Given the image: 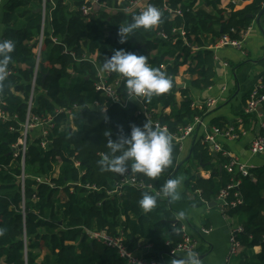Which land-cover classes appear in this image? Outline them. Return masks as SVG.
<instances>
[{"label": "trees", "instance_id": "1", "mask_svg": "<svg viewBox=\"0 0 264 264\" xmlns=\"http://www.w3.org/2000/svg\"><path fill=\"white\" fill-rule=\"evenodd\" d=\"M71 1L76 9L84 2ZM165 1L171 9L180 7L182 16H172L163 10L164 0H155L153 6L162 13L157 28L138 30L120 44L119 27L138 13L99 12L87 21L77 10L70 13L65 0H48V29L44 30L30 113L43 126L28 135L25 166L29 178L24 192L18 185L21 158L15 157V146L22 139L30 109L43 31L42 15L37 11L43 0H10L6 4L0 41L12 40L15 49L7 78L0 82V102L8 114V120L0 122V262L128 264L118 249L92 239L87 231L123 237L131 253L139 248L140 240H147L154 250L169 254L183 241L177 201L169 202L161 196L156 207L145 212L139 200L145 192L156 195L167 180L185 172V189L195 199L184 197L183 201L193 207L217 203L233 228L242 227L236 235L242 250L233 264H264V166L251 169L250 176L242 178L229 206L219 204L218 195L234 178L224 169L230 158L214 153L200 138L194 140L186 161L180 162L181 143L177 139L204 115L194 108L190 89H180L176 82L181 68L188 66L191 88H211L216 76L215 48L224 36L242 40L262 14L264 0H251L241 10L236 5L222 9L220 0H215L208 2L213 11L196 7L194 0ZM120 49L147 57L151 67L171 79L172 87L151 99L131 101L124 81L110 73L109 83L115 86L120 99L110 101L97 85L104 59ZM86 54H98L96 64L83 61ZM178 94L182 96L180 103ZM69 110L74 111L68 115ZM253 117L243 116L241 126L247 128L255 121ZM145 123L165 128L170 134L171 165L155 179L131 171L123 176L102 171L99 161L103 155H111L109 138L115 141L120 135H129L132 126L143 127ZM213 125L221 130L240 126L238 122L230 125L223 120L214 121ZM260 137L264 138V129ZM193 168L210 172V179L192 175ZM126 176L136 177L153 189L127 186L110 194ZM235 193L241 203L233 207ZM257 247L261 248L259 254L254 252Z\"/></svg>", "mask_w": 264, "mask_h": 264}, {"label": "crops", "instance_id": "2", "mask_svg": "<svg viewBox=\"0 0 264 264\" xmlns=\"http://www.w3.org/2000/svg\"><path fill=\"white\" fill-rule=\"evenodd\" d=\"M10 0H0V39L3 35L2 16L6 4ZM188 1V0H184ZM196 7H204L207 11H213L208 2L215 0H194ZM70 8V13L76 10L75 4L71 0H65ZM251 0H236V9H244ZM220 7H226V3L220 0ZM157 28V27H156ZM154 28V29H156ZM244 46L242 49L232 47L215 48V81L214 85L205 91H196L189 86L190 77L187 75L188 66L181 68L180 76L176 79L180 89L189 88L190 98L193 100L195 109L204 115V127L196 130L193 137L185 138L181 143L180 162L186 161L189 157L195 139L203 138L206 133H210L215 127L214 121L223 120L230 125L238 122L245 116L246 99L252 90L264 81V15L260 24L256 22L245 33ZM97 59L98 54H93ZM181 94L177 95L178 102H182ZM214 102L209 105L208 102ZM255 121L251 122L247 128L242 127L243 133L239 140H230L224 137L219 138L224 153L228 158H237L241 163L248 165L252 169L264 166V154L253 155L251 144L253 140L261 135V123H264V111L258 112L254 116ZM187 168L189 165L186 166ZM185 167V169H186ZM192 175H198L203 179H210L211 173L193 168ZM58 175V171H57ZM187 175L182 173L179 189L180 199L177 200V220L181 227H187L189 236L195 244L196 254L200 259V264H226L230 248V225L222 215L217 203L214 206H189L183 201L184 197L194 200L195 197L185 189ZM202 229H210L212 232L201 235ZM183 239V236H182ZM256 254L261 252V248L254 249ZM163 254L160 258V254ZM135 258L143 260H159L164 264H171L173 259H183L186 252H158L154 250L147 240H140L139 248L133 252ZM0 264H5L1 261Z\"/></svg>", "mask_w": 264, "mask_h": 264}, {"label": "built area", "instance_id": "3", "mask_svg": "<svg viewBox=\"0 0 264 264\" xmlns=\"http://www.w3.org/2000/svg\"><path fill=\"white\" fill-rule=\"evenodd\" d=\"M83 4L80 8L76 10L81 13L82 17H84L87 21H90L92 17L98 16L99 12L107 13L108 15H116V14H133L139 13L142 11L147 5H153L155 0H112L105 1V0H83ZM241 1V0H240ZM222 2L226 3V7L223 9L228 8L230 5H236V0H222ZM48 0H43L41 6V15H42V26L43 31L39 40V47L37 50V61H36V68H35V78L32 83V93L30 99V109L28 112L27 122L24 125V131L22 133V139L19 141V144L16 145V154L15 157L21 158V176L18 177V182H20V186L22 191L25 190L26 180L29 176L26 174V166H25V159L27 156V139L28 135L33 132L34 129L42 127L41 124L37 119L31 117V106L33 102V98L35 96V88H36V78L39 72V65H40V56H41V45L43 44L44 40V25H46V21L48 19V12H47V5ZM221 4V3H220ZM163 10L168 11L172 16L181 17L182 11L180 7L176 9H171L169 4L166 3L164 0ZM177 33V30H175ZM162 39H166L164 35L159 34ZM180 35L183 37V31L180 32ZM246 34H243L242 40H232L228 36H224L220 43L218 44L219 47H232L236 49H242L244 46V37ZM56 42V40H55ZM83 61L90 62L92 64H96L97 59L92 54H86L82 58ZM101 78L97 85L98 90H101L104 95L112 102H119L120 99L118 97L116 88L113 84L109 83L110 73H105L100 71ZM209 105H213L214 102H208ZM259 108H262L264 111V94H263V80L252 90L250 93L249 99L246 102V109L245 114L250 116H257ZM103 111L106 109L101 107ZM74 110L66 111L68 115L72 114ZM8 120V114L3 110V103L0 102V122H5ZM240 125L237 129L234 127H228L227 129L221 130L218 127H213L210 133H206L203 136L204 143L210 145L212 151L216 154L224 153L223 147L221 143L218 141L219 138L224 137L230 140H239L243 133L242 130V120L238 121ZM200 127H204V122L202 119H196L193 124L188 126L185 130H183L182 135L177 141L182 143V141L187 137H193L196 130ZM165 129V128H164ZM261 129H264V123H261ZM47 133H44L46 136ZM196 140V139H195ZM43 147H47L46 143L42 144ZM251 152L253 155H261L264 154V138L263 137H256L252 144H251ZM226 156V154H224ZM224 169L231 175H233V179L231 180V184L226 188L223 189L220 194L218 195L217 202L224 206H229V199L231 198L235 189L239 187L241 184V180L244 177L250 176L251 167L246 164L241 163L237 158H230V161L224 166ZM40 182L41 179H38ZM131 187L137 190H152V186H147L145 183L139 181L136 177L126 176L124 179L121 180L120 183H116V188L110 194L118 193L124 187ZM234 197L237 199L235 202H232L231 205L235 207L237 204L241 203L240 197L238 193L234 194ZM222 215L224 218L229 222L231 226V222L221 210ZM212 231L210 229H202L201 235L207 236ZM242 232V227H230V248L228 252V256L226 258V264H233L234 259H236L239 254L241 253L242 246L240 242L237 240V234ZM179 233L183 236V241L177 245V247L172 251L173 254L176 252H195V244L192 241V238L189 236L188 228L181 227ZM87 234L94 240L104 243L108 247L118 249L120 255L123 258L128 260V264H164L161 263L159 260H143L135 258L134 254L129 252L128 249L124 245L123 237H112L107 233H99V232H90L87 231ZM196 253V252H195ZM198 255V254H197Z\"/></svg>", "mask_w": 264, "mask_h": 264}, {"label": "clouds", "instance_id": "4", "mask_svg": "<svg viewBox=\"0 0 264 264\" xmlns=\"http://www.w3.org/2000/svg\"><path fill=\"white\" fill-rule=\"evenodd\" d=\"M162 18L161 11L149 4L138 14H133L131 21L119 27V43L124 44L138 30L156 28ZM15 43L12 40L0 41V82L8 75L9 64ZM105 73H114L124 81L126 95L131 101L140 98L151 99L166 93L172 87L171 79L160 70L151 67L147 57L115 50L110 58H105L101 67ZM107 147L111 155H103L99 161L102 171H109L121 176L129 173L143 174L148 178L159 177L163 170L172 163V139L166 129L153 127L145 123L143 127L132 126L129 135H120L115 141L109 138ZM181 180H167L156 195L143 193L139 206L150 212L157 205L159 197L169 202L180 199ZM183 216V213H180ZM171 264H200L195 252H189L183 259H173Z\"/></svg>", "mask_w": 264, "mask_h": 264}, {"label": "water", "instance_id": "5", "mask_svg": "<svg viewBox=\"0 0 264 264\" xmlns=\"http://www.w3.org/2000/svg\"><path fill=\"white\" fill-rule=\"evenodd\" d=\"M41 11H42V9H39V10L37 11V13L40 14ZM263 15H264V10H263L262 14L259 16V18L256 20V23H257V24H260V20H261V18H262ZM262 111H263V109H262V108H259L258 112H262ZM20 184H21V183L18 182V185H20ZM214 205H215L214 202H212V203L210 204L211 207L214 206ZM162 255H163V254L161 253V254H160V258L162 257Z\"/></svg>", "mask_w": 264, "mask_h": 264}, {"label": "rangeland", "instance_id": "6", "mask_svg": "<svg viewBox=\"0 0 264 264\" xmlns=\"http://www.w3.org/2000/svg\"><path fill=\"white\" fill-rule=\"evenodd\" d=\"M48 29L47 25H44V30ZM29 174V173H28ZM182 174L180 175L179 179L181 178Z\"/></svg>", "mask_w": 264, "mask_h": 264}]
</instances>
